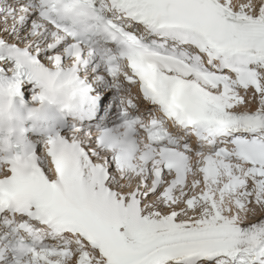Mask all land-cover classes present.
<instances>
[{
    "label": "snow or ice",
    "instance_id": "1",
    "mask_svg": "<svg viewBox=\"0 0 264 264\" xmlns=\"http://www.w3.org/2000/svg\"><path fill=\"white\" fill-rule=\"evenodd\" d=\"M80 3L0 5V88L110 75L125 121L0 157V264H264V0Z\"/></svg>",
    "mask_w": 264,
    "mask_h": 264
},
{
    "label": "clouds",
    "instance_id": "2",
    "mask_svg": "<svg viewBox=\"0 0 264 264\" xmlns=\"http://www.w3.org/2000/svg\"><path fill=\"white\" fill-rule=\"evenodd\" d=\"M59 13L72 24H84L87 30L92 31L95 27L90 13H87L80 0H54ZM41 95L45 99L39 105H47L61 111L70 110L78 96L79 86L75 82H69L66 77H52L45 80L41 86ZM35 113L29 118H34ZM22 117L15 108V95H9L6 88H0V125H7L8 132L14 131V126Z\"/></svg>",
    "mask_w": 264,
    "mask_h": 264
},
{
    "label": "bare ground",
    "instance_id": "3",
    "mask_svg": "<svg viewBox=\"0 0 264 264\" xmlns=\"http://www.w3.org/2000/svg\"><path fill=\"white\" fill-rule=\"evenodd\" d=\"M4 2H5V0H1V1H0V5H3ZM24 94H25V92H24ZM25 95H26V94H25ZM260 219H261V217H258V218H257V222H259Z\"/></svg>",
    "mask_w": 264,
    "mask_h": 264
},
{
    "label": "rangeland",
    "instance_id": "4",
    "mask_svg": "<svg viewBox=\"0 0 264 264\" xmlns=\"http://www.w3.org/2000/svg\"><path fill=\"white\" fill-rule=\"evenodd\" d=\"M1 1V0H0Z\"/></svg>",
    "mask_w": 264,
    "mask_h": 264
}]
</instances>
